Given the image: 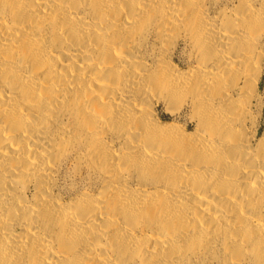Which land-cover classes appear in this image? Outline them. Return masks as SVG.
<instances>
[{
  "label": "bare ground",
  "instance_id": "obj_1",
  "mask_svg": "<svg viewBox=\"0 0 264 264\" xmlns=\"http://www.w3.org/2000/svg\"><path fill=\"white\" fill-rule=\"evenodd\" d=\"M263 78L264 0H0V264H264Z\"/></svg>",
  "mask_w": 264,
  "mask_h": 264
},
{
  "label": "rangeland",
  "instance_id": "obj_2",
  "mask_svg": "<svg viewBox=\"0 0 264 264\" xmlns=\"http://www.w3.org/2000/svg\"><path fill=\"white\" fill-rule=\"evenodd\" d=\"M264 86V78L262 80V87ZM160 110V108H159ZM262 115H263V125L261 127L262 130H264V107H263V110H262ZM160 117L163 119V120H169L172 118V116H170L168 113L164 112L162 109L160 110ZM70 178H72V174H70ZM69 177H67L68 181L70 179ZM78 180V178H77ZM82 184V183H81ZM80 184V185H81Z\"/></svg>",
  "mask_w": 264,
  "mask_h": 264
}]
</instances>
